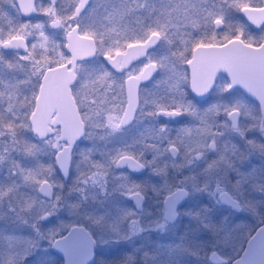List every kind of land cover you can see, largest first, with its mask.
I'll use <instances>...</instances> for the list:
<instances>
[{
	"label": "rangeland",
	"instance_id": "rangeland-1",
	"mask_svg": "<svg viewBox=\"0 0 264 264\" xmlns=\"http://www.w3.org/2000/svg\"><path fill=\"white\" fill-rule=\"evenodd\" d=\"M262 1L264 0H146L145 3V0H140L142 6H139L132 0H107L104 3H101V0H96V2L91 0L82 18L83 23H88L91 10L96 8L93 18L99 24L100 17L105 14L106 9H119L120 27L128 29L127 35L131 39L134 34L139 35L141 25L149 24L161 13H170L175 27H170L168 31L172 34L174 43L169 45L166 41L160 40L147 55V58L158 60L177 47L182 50L181 38L185 34L190 33L191 37L198 38L205 35V30L208 29L218 32L220 30L213 26L214 18L222 17L223 22L226 23L231 15L235 17L238 14V9L242 5H256ZM60 7L58 2L57 8ZM193 23H196L198 27H194ZM235 33L237 34V31ZM253 35L256 38L264 36V27L254 32ZM99 43L97 40L96 44L99 45ZM105 43L108 42L105 41ZM185 55L187 58V53ZM96 64L97 62L94 61L91 69H97ZM174 67L175 74L168 68H157L155 78L145 92L141 93V96L146 95L147 90L151 88L152 94H156L157 97L180 99L182 103L189 106V112L181 113L172 125L162 127L159 125L158 130L142 128L139 135L133 136L128 133L127 138L130 139L125 138L126 144L124 145L121 134L116 132L118 130H113L103 135L86 134L78 147L75 165L78 186L76 195H72L76 203L77 222L86 227L93 229L101 227L110 232L108 245L98 250V264H208L205 259L207 253L204 251L207 246L223 254L224 247L228 245L231 250L233 249V255L237 252L240 240L248 235L249 229L257 227L264 219V215L255 213L256 208L262 206L263 202L260 199L264 196V147L261 142L264 132L259 127V120L264 117H261L257 110L255 113L251 105L246 102H235L228 105L218 101L193 105L186 96L185 65L176 63ZM172 79L177 81V92L170 91L165 83L166 80L171 82ZM237 105L240 115L238 126L235 129L230 126L222 111L210 114L214 106L223 109ZM201 116L207 118L211 128L208 134L197 136L189 142L194 149L198 144L205 145L190 153L187 149L189 143L185 144L178 138L181 137L185 128L193 129L201 126ZM143 124L145 122L142 119ZM250 125L253 127L250 128ZM241 132L243 134L254 133L257 141L255 138L251 140L249 135L241 136ZM211 133H216V135L213 136ZM235 133L237 137L244 139L242 141L237 139L243 147L237 148L239 165L232 172L234 177H231L229 176L231 170L224 168L230 165V159L221 155L223 158L217 157V164H214L211 162L213 157L210 151L227 150L229 139ZM219 135L221 138L217 139ZM18 138L23 141L21 135H18ZM150 138L154 140V144L145 142V139L150 140ZM174 141L179 148V155L172 161L167 155L166 146ZM213 141L215 147H207V143ZM135 147L138 148L137 155L146 165L147 171L142 177L130 178L113 168L111 157L121 151L133 152ZM252 147L259 150V154L256 153L255 156H259L261 161L255 167L257 173L259 170L258 176L260 177L251 181L250 170L240 166L243 163L246 165V161L249 162V155L254 153L250 152L249 148ZM204 149L207 151L205 152ZM196 151H199L200 157L193 158V161L187 160L190 156H196ZM22 157V151L13 150L6 154L4 161H0V187L13 186V194L0 198V247L6 251L14 250L15 252L17 248H21L28 242L29 237L21 229L25 227V224H31L41 213V208H38L37 193L34 191L35 185L25 182L19 174H10L12 161L17 162L26 170L34 169L31 165L23 167ZM85 157L104 165V176L95 182L89 180L85 183L83 180L82 174L90 170ZM203 160H205L204 164ZM218 163L222 168H219ZM154 164L158 168L171 167L173 184L166 179L162 168L156 170L160 178L155 182L158 178H155L153 174ZM41 168L45 170L46 177L50 176L48 165L45 167L41 165ZM201 170L204 172L202 179L199 177ZM132 185H135L136 190L145 196L140 211H135L126 198L129 187ZM177 185L185 187L189 195L180 207L176 221L165 225L166 223L161 218L160 202H158L156 212L152 211V207L156 206L158 192L165 194ZM221 189L227 190L238 200L241 206L239 212L218 203L216 194ZM25 199L34 202L32 208L20 206ZM232 236L233 239H231ZM106 252H108V258L103 261L102 255ZM14 256H16L15 253Z\"/></svg>",
	"mask_w": 264,
	"mask_h": 264
},
{
	"label": "flooded vegetation",
	"instance_id": "flooded-vegetation-1",
	"mask_svg": "<svg viewBox=\"0 0 264 264\" xmlns=\"http://www.w3.org/2000/svg\"><path fill=\"white\" fill-rule=\"evenodd\" d=\"M91 0L88 1L86 7L81 12L80 19L83 22V14L85 13L87 6L89 5ZM49 0H38V4L47 5ZM264 4V1H262L259 4H256L255 6ZM244 5H252V4H244ZM57 6V5H56ZM243 6V5H242ZM31 10L30 9V0H0V40L3 41H9V42H16L19 41L21 38H26L28 41L27 49L23 47H5L2 44H0V81H3L5 84L7 83H15L17 81H25L26 79H29V83H21L19 87V99L21 101L24 100L25 97L28 98V101L31 103L28 104L26 107H21L19 109V113L21 115V119L28 122H32L33 124L41 119L46 120L49 131L53 134L55 138H59L62 144H67L65 140H63L60 137L62 129H67L66 122L62 121V118L60 117L59 110L56 108V106L53 103H58L61 101L66 100V97L68 96L70 102L74 104L79 117L82 121L83 130L82 134L79 139L75 140L70 149L69 157H68V170H67V177L65 180L62 179L58 169L55 166V158H56V149H54L49 142L46 141L45 138H40L31 129H20L18 131V135L22 136L23 141H26L28 143L36 145L35 150L32 153H24L22 157V164L24 166H32L34 171L41 169V165L44 167L48 165L50 168V176L47 177V179L52 183V195L51 197L44 196L43 193H40L36 186L34 187V191L37 193L38 198V208H43L44 210L48 211L50 214L47 215V217H43L42 213L38 215L37 219H34V221L31 224H25L21 231L26 234L29 237L28 242L23 245L21 248H17L14 252L12 251H6L3 250L2 247H0V264H64V256L66 258L74 257L80 252L81 250L78 249L76 246H73V243L76 239H78L77 233H72L68 237V239L59 240L57 243H55L54 247L52 246V243L55 241V239H61L65 234L68 232V230L71 228V226L76 224H81L77 222L76 219V203L72 198V195H76L77 192V173L75 169L76 161H77V153H78V147L83 141V137L86 134L90 135H99V134H107L110 131H113L112 129L106 128V127H93L91 125V121H89L86 117L89 114L90 109L93 107V100L95 99V96L91 93L90 89L86 86V81L88 79V73H95L102 70H107L111 73L113 79L120 83L123 81L126 72L125 71H116L111 67L110 64L105 62L104 57L101 53L97 52L93 54L92 56H82L79 55V53L84 52V45L82 43H78L74 45L72 48L67 47V37L65 35V32L63 28H53L48 23V17L45 16L42 13L39 12H33L29 15H24L23 13L25 10ZM240 9V8H239ZM238 9V14L239 13ZM241 17V15H240ZM242 18V17H241ZM217 19L214 18L212 22ZM243 19V18H242ZM244 20V19H243ZM245 21V20H244ZM37 22H41L44 25L43 30L45 33L49 36L51 40H54L56 43L60 45V47L56 48L55 51L53 50L52 46L44 41L43 36L41 35V32L39 30H33L31 28H25V24L35 25ZM237 14L235 17H230V20L226 23L223 22V25L215 26L213 23V26L215 29H219L218 34H223L226 31L231 30V35L235 36L237 35L234 31L237 29ZM246 22V21H245ZM248 24V22H246ZM264 27V23L259 26L258 28H254L248 24V26L244 27L245 30L249 33L253 34L254 32L260 30ZM208 29V28H207ZM209 29L205 32H208ZM79 35V33H77ZM80 36V35H79ZM134 42V41H132ZM246 42V41H244ZM44 43L45 47L41 48L40 44ZM157 46V45H156ZM155 46V47H156ZM154 47V48H155ZM124 49V48H123ZM122 49V50H123ZM153 49V48H152ZM150 49V50H152ZM148 50L142 58H139L135 60L130 66L128 70L138 68L140 65L145 63L147 61V55ZM61 51L63 52L64 59H61ZM31 53V55H29ZM115 54V53H114ZM113 54V55H114ZM48 58V63H52L53 66L50 69L48 67L47 63H43L44 57ZM191 56V51L187 53V59H189ZM27 57V59L22 58ZM41 60L42 67H43V76H30V73L32 72L31 65L36 61ZM97 62V69H91L93 67V62ZM8 62H11L13 65H17L13 69H9L7 67ZM53 62H59V64H66V68L60 67V70L55 71V68L58 66ZM185 69H186V75H187V85L185 86L186 90V96L187 100L195 104H203L207 102H225L226 104H233L237 102H246L251 105L252 109L256 113V110L259 112L261 116V111L259 108V105L257 102L246 96L243 91L239 87H233L231 89L226 88V85L229 84V80L225 75L222 73H218L215 77V80L213 82L212 87L207 92V94L203 97H197L193 95L189 89V74H188V68L186 66V63H184ZM59 68V67H58ZM71 69L72 73V79H68L69 70ZM47 71L50 72L49 74V80L46 81V74ZM157 74V69L155 74L148 79L147 81L139 84L138 86V92L141 97V103L134 112L133 118L130 122H128L125 125H122L119 129H117L121 134L122 141H125V138H127L128 133L131 135H139L141 133L142 128L146 129L153 128V130H158V127H162L163 125H172L173 121L177 119V116H165L162 114H154L149 115L150 112L153 111V106L150 104H144L143 101L145 99H152L156 98V94H152V89L147 90V94L141 96L142 92H145V89L148 88L151 81L155 78ZM8 76V79H7ZM2 86V85H0ZM126 101V95L124 97ZM40 102V104L37 106V103ZM224 103V104H225ZM71 104V103H70ZM38 107V108H37ZM231 107V106H230ZM38 110V112H37ZM240 115V114H239ZM237 117V125L238 126V118ZM142 119L144 120L145 124L142 125ZM226 119L229 121L230 126L232 127L231 120L226 116ZM18 123L21 122L20 120L17 121ZM87 124V125H86ZM72 128V126L70 125ZM233 128V127H232ZM101 135V136H102ZM130 135V136H131ZM245 136H250L251 140H254V133H245L243 134ZM218 136V135H217ZM238 135L235 133L234 135H231L230 137V143L227 150L221 151V149L210 151L211 157H213V160L211 161L214 164H217V157L225 156L227 159H230V165L224 167L225 169L231 170L229 176H233L232 172L234 169L238 167L239 163L237 162V148L241 149L243 147V144L240 142H237ZM221 138V135L217 137V139ZM130 139V138H127ZM244 139V138H242ZM242 139H240L242 141ZM248 140V139H247ZM256 140V138H255ZM149 142L150 144H154V140L150 138V140H146L145 142ZM257 141V140H256ZM47 142V143H46ZM175 142V141H174ZM262 147H264V134L262 133ZM176 143V142H175ZM194 143V142H193ZM126 144L125 142L123 145ZM169 145V144H168ZM168 145L166 146V152L168 157L174 161L178 155H179V148L178 153L175 157L171 155V152L168 150ZM248 145V144H247ZM246 146V145H245ZM137 149L134 148L132 151L129 152L130 154L137 157V159L143 164V169L140 172H135L132 170H129L125 167H119L113 164V168L118 171L119 173H123L127 175L130 178H138L145 175L147 171L146 165L141 161V159L137 155ZM250 152H254L251 156L249 155L248 161L241 164L240 167L249 169V173L252 179L255 180V178H259L258 174L260 173L258 170L255 169L256 165H258V162L261 161L260 157L255 156V154H259V150L256 148L254 149L249 148ZM205 152L207 149H204ZM264 150V149H263ZM36 155V157H34ZM219 155V156H218ZM199 156H193L188 157L187 160L193 161L194 159H198ZM204 152H203V159H204ZM36 159V160H35ZM192 159V160H191ZM171 161V162H172ZM203 164L205 163V160L202 161ZM201 162V166L203 165ZM210 162V163H211ZM219 164V163H218ZM188 165V164H186ZM155 171H153L154 177L158 178L155 179V182L159 181V178L157 176L156 170H162L164 172V175L166 179L172 182L173 178V170H171V167H167V169H164V166H161L160 168L157 167L156 164ZM222 168L219 164V168ZM161 172V171H160ZM161 172V174H162ZM264 173V172H263ZM204 175L203 170H201L199 177L202 179ZM264 176V175H263ZM262 176V178H263ZM182 187L183 186L177 185L174 186L171 190ZM186 189V188H185ZM169 190L168 192H170ZM187 190V189H186ZM225 190L221 189L220 191ZM138 191V190H137ZM219 191V192H220ZM227 191V190H225ZM142 195V201H141V208L142 210L143 203L145 201V196L142 192L138 191ZM161 194L160 192L157 193L156 196V206L152 207L154 212L158 210V202H160L163 212V205L162 200L164 196L168 193ZM218 192V193H219ZM228 192V191H227ZM188 193V190H187ZM216 194V199L217 195ZM229 193V192H228ZM128 195L126 196L127 200L129 201L131 207L132 201L128 199ZM189 194H187L188 197ZM229 195L233 197L230 193ZM236 199L235 197H233ZM187 199V198H186ZM185 199V201H186ZM55 201V206H52V201ZM237 200V199H236ZM262 200V206L256 208V214L264 215V196L260 199ZM185 201L177 207V216L178 211L180 207L185 203ZM218 203L229 207L227 204H222L217 199ZM238 202V200H237ZM239 205V202H238ZM239 210L235 211L233 209H230L239 212L241 210V206L239 205ZM134 209V208H133ZM135 210V209H134ZM138 210V211H140ZM137 211V210H135ZM41 212V211H40ZM161 212V218L166 223L165 225H170L173 222H167L163 219ZM264 220V219H263ZM262 220V221H263ZM83 225V224H82ZM85 230L89 233V235L93 238L94 241V248H93V258L91 263L89 264H98L97 261L99 260V248L104 247L105 245H108L109 243V231L106 229H102L101 227L99 229H93L92 227H86L83 225ZM258 226V225H257ZM256 227H251L249 229L248 235L246 237H243L240 240L239 247L237 252L232 255V250L226 245L223 249V254L219 253L215 248L207 246L204 251H206V260L208 261V264H231V261L238 257L244 247L245 241L248 238V236L255 230ZM202 236V235H201ZM208 237V236H205ZM236 237V236H234ZM233 239V236L232 238ZM14 253L16 256H14ZM215 253L219 257L222 258L221 262L214 263L210 259V254ZM103 261L108 258V252L103 253ZM103 264V263H102Z\"/></svg>",
	"mask_w": 264,
	"mask_h": 264
},
{
	"label": "snow or ice",
	"instance_id": "snow-or-ice-1",
	"mask_svg": "<svg viewBox=\"0 0 264 264\" xmlns=\"http://www.w3.org/2000/svg\"><path fill=\"white\" fill-rule=\"evenodd\" d=\"M61 5L57 8V3ZM96 2V0H95ZM107 2V0H101V3ZM133 3L140 5V0H132ZM88 0H49L47 5L38 4V0H30V9L25 10L24 15H29L33 12H39L48 17V23L53 28H63L67 37V47L72 48L78 44L75 36L79 33L81 40L88 41L89 45L87 51L79 53L82 56H92L99 52L108 61L113 69L116 71H125L126 75L122 82L117 83L111 73L107 70H102L95 73H88V79L86 86L90 89L91 93L95 96L93 100V107L90 109L88 116L86 117L91 121L93 127H101L104 123L105 115L108 116V124L113 129H119L125 120L131 113H134L141 103V97L138 92L139 83L142 80L148 79L157 68H168L175 74L176 63H187L195 66L197 64L207 63L208 54L207 52H201L199 56L194 59H187L185 53L196 52L198 49L209 50L216 47H224L225 42H231L234 40L246 41L255 48H264V36L259 38L244 35L243 29H237V35H231V30L218 34L215 30H210L205 35L193 38L191 34H185L181 38V44L183 49L177 47L174 51H171L167 56H162L160 59H152L149 57L145 63L140 65L138 68L131 70L129 66L138 58L145 56L146 49L156 44L160 40H164L167 44L172 45L174 43L172 34L169 33L170 27H175L172 23L170 13H161L159 17L152 20L147 25H141L139 35H135L130 39L127 35L128 29L121 28L118 20L120 10L113 8L111 10H105V14L100 17L99 24L97 20L93 18L96 8L92 9L88 20V23H83L80 19L81 12L86 7ZM146 3V0H145ZM252 7V5H249ZM261 22H264V17H260L255 21H252L255 25L259 26ZM214 24L223 25V19L217 18L213 21ZM194 27H198L196 23H193ZM25 28H31L33 30H39L44 38V41L50 44L55 51L56 48L60 47L58 43L51 40L49 36L43 30L44 25L41 22H37L35 25L25 24ZM102 29V30H101ZM99 40V45L96 41ZM105 41L108 43L106 44ZM134 41V43L132 42ZM0 44L5 47H23L27 49L28 41L26 38H21L16 42H9L0 40ZM41 48L45 47L44 43L40 44ZM127 47L129 50L127 53L120 54L123 48ZM114 53H117L115 56ZM31 55V53L29 54ZM27 59V57H22ZM61 59H64L63 52L61 51ZM43 63H47L51 69L53 64L48 63V58H43ZM58 67L66 68V64H59V62H53ZM17 65H13L8 62L7 67L11 70ZM222 66V65H221ZM32 72L30 76H43V67L41 60H36L32 65ZM214 71V70H213ZM215 77H212L207 83L198 85L195 80L191 83L193 90L197 94H202L208 90L211 86ZM68 79H72L71 69L69 70ZM29 79L25 81H17L15 83L5 84L0 81V161L6 159V154L11 151H22L24 153H32L36 145L21 141L18 138V131L20 129H31L34 134L40 138H45L51 146L56 149V159L60 164V167L64 169L66 161L69 157L71 145L74 142L73 137H68V144H62L59 138H55L49 131V126L46 120L41 119L34 124L30 121L26 122L21 119L19 109L26 107L31 102L25 97L21 101L18 97L19 87L21 83H29ZM168 88L172 92H177V81L172 79L171 82L165 81ZM231 84L226 85V88L231 87ZM125 89L127 99L125 101ZM178 94V93H177ZM144 104H150L153 106V111L149 115L162 114L165 116H177L181 113H187L190 111L189 106L180 101L176 97H156L151 100L145 99ZM223 112L229 119L233 114H240V110L235 106L226 107L223 109L216 108L215 106L211 109L210 114H216ZM202 125L193 129L185 128L181 137L178 139L183 143L191 142L195 137L208 134L211 125L208 123L205 116L200 117ZM20 120L21 122H17ZM250 128L253 125L249 126ZM259 127L264 132V119L259 120ZM163 130V129H161ZM78 133L77 135H81ZM243 136V132L240 133ZM216 135V133H211ZM7 137V141H5ZM251 143V142H250ZM205 145L198 144L194 149L193 147H187L191 153L193 150L203 148ZM207 147L214 148L215 143H207ZM175 150L177 144L170 142L168 150ZM197 156L200 155L199 151L195 153ZM223 158V157H221ZM90 165V170L87 173H83L82 177L85 183L89 180L95 182L100 177H103L104 165L91 161L89 157H85ZM111 163L116 166L127 165L130 168L133 166L143 167V164L137 159L136 156L130 154L127 151H121L117 155L111 157ZM10 174H19L23 177L25 182H30L36 186L40 193H43L45 189L52 190V183L47 179L45 170H26L22 168L17 162L12 161L10 166ZM13 194V186L0 187V198L7 197ZM128 194L131 196H139V192L136 190V186L132 185L129 187ZM20 203V202H19ZM33 201L25 199L20 206L22 208H32ZM53 206V205H52ZM43 217H47L50 213L43 208Z\"/></svg>",
	"mask_w": 264,
	"mask_h": 264
},
{
	"label": "water",
	"instance_id": "water-1",
	"mask_svg": "<svg viewBox=\"0 0 264 264\" xmlns=\"http://www.w3.org/2000/svg\"><path fill=\"white\" fill-rule=\"evenodd\" d=\"M239 13L241 17L254 28H258L264 23L261 22L259 26L252 23V21H255L260 17H264V4L258 6L252 5V7H249V5H243L239 9ZM215 26L219 25L215 24ZM75 38L79 41V43H82L84 45V51H87L89 42L81 40L78 34H76ZM158 42L154 45L149 46L146 49V52L154 48L158 44ZM128 50L129 49L125 47L120 52V54L127 53ZM201 52H207L209 57L207 63L197 64L195 66V70L193 65L186 63L189 74V89L193 95L197 97H203L207 94V92L213 85L212 83L211 86L208 87V90L203 92L202 94H197L193 90L191 84L194 80L198 85H200L207 83L212 77H216L218 73H222L229 80V84L232 85L231 87H229V89L235 86L239 87L246 96L254 99L257 102L261 111L260 100H264V48H255L247 42L234 40L231 42H225L224 47H216L209 50L198 49L196 52H191V56L189 59H194L195 57L199 56ZM116 54L117 53H115L114 56ZM104 60L108 63L105 58ZM58 70H60V67L55 68V71ZM155 72L156 70L148 79H150L155 74ZM49 74L50 72L47 71L46 81L49 80ZM147 80L141 81L139 84ZM39 104L40 102L37 103V106ZM53 104L59 110L62 121L66 122L67 124L65 125L68 126L67 129H62L60 137L65 140L67 144L69 143V136L73 137L74 141L79 139L81 135L77 134L82 133L83 125L74 104L70 102L68 96L66 97V100ZM70 125L72 126V128L70 127ZM55 166L58 169L62 179L65 180L67 177L68 159L66 161L64 169H62L59 162L55 158ZM119 167H125L135 172H140L143 169V167L134 169L128 167L127 165H121ZM187 194L188 193L185 188L178 187L171 190L164 196L162 200V217L165 221H175V219L177 218V207L185 201V199L187 198ZM128 199L132 201V206L135 210H140L142 201V195L140 193L139 196L128 195ZM137 199L140 200L139 205H137ZM217 199L222 204L229 205V207L235 211L239 210L240 208L237 200L231 197L225 190H222L218 193ZM72 233L78 234L79 237L75 240L73 246H76L81 251L78 252L75 258L71 257L68 259L64 256V264L91 263L93 258L94 241L82 224L71 226L65 236H63L61 239H55V241L52 243V246L54 247L55 243H57L59 240L68 239V237ZM210 259L214 263L222 261V258L215 253L210 254ZM231 264H264V220L248 236L240 255L234 258L231 261Z\"/></svg>",
	"mask_w": 264,
	"mask_h": 264
},
{
	"label": "clouds",
	"instance_id": "clouds-1",
	"mask_svg": "<svg viewBox=\"0 0 264 264\" xmlns=\"http://www.w3.org/2000/svg\"><path fill=\"white\" fill-rule=\"evenodd\" d=\"M147 80V79H146ZM142 81H144V80H142ZM148 100H151V99H148ZM260 104H261V117H264V100H260ZM237 109H239V106L237 105V106H235ZM133 115H134V113H131L130 115H129V117L125 120V122L122 124V125H125V124H127L128 122H130L131 120H132V118H133ZM238 113L237 114H233L232 116H231V118H230V120H231V124H232V127L235 129L236 128V125H237V117H238ZM87 125V124H86ZM121 125V126H122ZM101 127H106V128H109V129H112V130H117V129H113V128H111L110 127V125L108 124V116H107V114L105 115V119H104V123H103V125L101 126ZM170 152H171V155L173 156V157H175L176 155H177V153H178V149H175V150H172V149H170L169 150ZM134 167V169H139L140 167H137V166H133ZM43 194H44V196H46V197H51V195H52V190L50 191L49 189H45L44 190V192H43ZM55 201L53 200L52 201V205H53V207L55 206ZM139 203H140V200L139 199H137V205H139ZM41 213L43 214V210H41Z\"/></svg>",
	"mask_w": 264,
	"mask_h": 264
},
{
	"label": "trees",
	"instance_id": "trees-1",
	"mask_svg": "<svg viewBox=\"0 0 264 264\" xmlns=\"http://www.w3.org/2000/svg\"><path fill=\"white\" fill-rule=\"evenodd\" d=\"M237 19H238V22H237V28L240 29L242 27H246L248 26V24L240 17L239 14H237ZM237 30V29H236ZM244 31V35L245 37L247 38L248 36H252V37H255L253 34L249 33L248 31H246L245 29H243ZM234 32H235V29H234Z\"/></svg>",
	"mask_w": 264,
	"mask_h": 264
}]
</instances>
